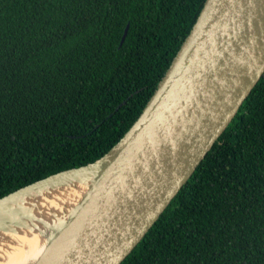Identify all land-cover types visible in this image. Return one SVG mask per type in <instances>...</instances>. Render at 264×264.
<instances>
[{
  "label": "trees",
  "instance_id": "obj_1",
  "mask_svg": "<svg viewBox=\"0 0 264 264\" xmlns=\"http://www.w3.org/2000/svg\"><path fill=\"white\" fill-rule=\"evenodd\" d=\"M203 1L0 0V197L105 153ZM119 264H264V70Z\"/></svg>",
  "mask_w": 264,
  "mask_h": 264
},
{
  "label": "water",
  "instance_id": "obj_2",
  "mask_svg": "<svg viewBox=\"0 0 264 264\" xmlns=\"http://www.w3.org/2000/svg\"><path fill=\"white\" fill-rule=\"evenodd\" d=\"M263 70L264 0H204L121 137L91 162L1 196L0 230L26 228L44 239L30 264H119L191 175ZM79 186L75 201L49 211V223L39 215L42 196Z\"/></svg>",
  "mask_w": 264,
  "mask_h": 264
},
{
  "label": "bare ground",
  "instance_id": "obj_3",
  "mask_svg": "<svg viewBox=\"0 0 264 264\" xmlns=\"http://www.w3.org/2000/svg\"><path fill=\"white\" fill-rule=\"evenodd\" d=\"M82 189L83 186L63 187L51 193L50 197L42 196L41 204H43L44 211L39 215L49 223L51 219L53 220L49 211H55L53 209L56 208V211H59L62 206H68L70 201H75L79 197ZM38 198L40 199V196ZM27 200H32V198ZM57 202L59 205L61 203V206ZM67 202L68 205H66ZM43 242L44 239L35 230L26 228L18 229L16 232L0 230V264H30L42 250Z\"/></svg>",
  "mask_w": 264,
  "mask_h": 264
}]
</instances>
